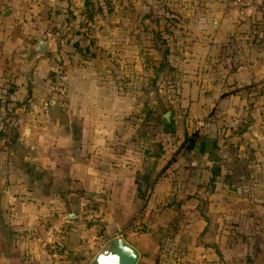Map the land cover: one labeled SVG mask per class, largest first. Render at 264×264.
I'll use <instances>...</instances> for the list:
<instances>
[{"label": "crops", "instance_id": "obj_1", "mask_svg": "<svg viewBox=\"0 0 264 264\" xmlns=\"http://www.w3.org/2000/svg\"><path fill=\"white\" fill-rule=\"evenodd\" d=\"M82 1L0 0V264H54L43 250L49 228L64 231L67 264H87L102 238L158 223L157 261L147 264H264V156L250 203L235 213L224 199L235 190L212 179L211 134L195 124L224 114L246 146L247 111L258 117L264 95V0L242 16L229 0H180L164 27H129V39L148 40L144 50L155 33L169 36V56L147 65L162 83L140 95L121 88L88 40L59 48L67 5ZM59 63L64 91L55 94ZM149 109L158 120H143ZM193 131L203 138L185 148Z\"/></svg>", "mask_w": 264, "mask_h": 264}, {"label": "rangeland", "instance_id": "obj_2", "mask_svg": "<svg viewBox=\"0 0 264 264\" xmlns=\"http://www.w3.org/2000/svg\"><path fill=\"white\" fill-rule=\"evenodd\" d=\"M85 1L83 0L80 4L67 5L64 13L67 22L71 20V24L67 23V27L60 28L56 33L55 40L59 44V48L65 44L70 45L71 40V43H75L76 47L82 46L88 40L90 45H93L90 48L98 49L96 50V54H99L98 58L102 59L103 63V60H108V63H104L107 66L106 71L116 75L118 84L122 89L128 88V91L132 90L139 95L146 90L153 92L162 82H157L150 77L147 65L154 58H159L164 62V58L169 56V52L168 54L164 52L169 42V36L164 37L162 42L153 35L150 43L154 44V47L144 50L142 44L148 40L146 41L145 38L143 41L141 36L129 39L127 30L129 27L135 29H152L159 25L164 27V21H167V17L173 16L178 8L185 4L180 3V0H88L89 4H86ZM72 11L75 12L74 18H72ZM142 16H144L143 21ZM138 17L141 19L138 20ZM62 35L64 36L60 37ZM45 36L47 37V35ZM59 38L62 41L65 39V42L62 44ZM128 43H134L135 49L130 48ZM92 52L94 55L95 52ZM111 62H113V67ZM58 69H63L61 63H59ZM148 98L147 96L146 100ZM259 101L260 111H263L264 95ZM250 107L253 108L254 106L251 105ZM250 107L247 114H250L251 111L254 117L251 115L245 117V120L250 123L248 124L250 126L246 146H239V134L241 132L227 130L226 125H224L227 116L224 114L214 113L195 123L199 130V132H195L211 134L210 138H212L213 144L209 146L208 156L213 158L212 168L216 170V175H218L219 186L230 184L228 186L235 190L224 198L230 204L229 208L234 212H238L240 202L246 203V205L250 203L253 197L250 194V188L256 182L255 176L256 171H258L254 160L256 156H264V111L261 113L258 110L257 117V109L252 110ZM208 121L213 123L212 129H209ZM243 138L245 137H240V141ZM238 188L243 190L240 195ZM234 221H237V218ZM49 233H51V228L48 229L45 239ZM110 237L113 236L108 235L94 244L93 251L98 250Z\"/></svg>", "mask_w": 264, "mask_h": 264}, {"label": "trees", "instance_id": "obj_3", "mask_svg": "<svg viewBox=\"0 0 264 264\" xmlns=\"http://www.w3.org/2000/svg\"><path fill=\"white\" fill-rule=\"evenodd\" d=\"M86 4H89V1H85ZM166 28V27H165ZM165 30V29H164ZM158 31V30H157ZM156 31V32H157ZM167 32V30H165ZM160 41H164V37L161 36L159 32L155 33ZM164 52H167L168 54V46L165 47ZM56 72L53 74V77L51 81L53 80ZM170 87H174L173 84H168ZM156 112L153 111L152 109L146 110L145 114L143 116L144 121L148 120H158V116L155 114ZM156 116V117H155ZM162 120V119H161ZM170 126L169 124L164 120L163 122V129L164 130H169ZM203 136L198 134L197 132L193 131L189 135L184 136V145L185 148H191L194 146V144L198 141L201 140ZM216 174V170L212 168V179L214 175ZM172 213L168 212H162L159 222L169 216H171ZM165 231V226L160 225L159 223L154 226L151 230H136V229H129V228H123L122 229V234L124 238L130 242L135 248H137L139 252L138 259L135 264H147V263H156L157 261V256L153 255L155 254V251L159 247V242L158 238L163 235Z\"/></svg>", "mask_w": 264, "mask_h": 264}, {"label": "water", "instance_id": "obj_4", "mask_svg": "<svg viewBox=\"0 0 264 264\" xmlns=\"http://www.w3.org/2000/svg\"><path fill=\"white\" fill-rule=\"evenodd\" d=\"M43 47V41L39 39L36 51L42 50ZM162 116L168 120V111H164ZM142 180H146L145 175L142 176ZM66 217L74 218L75 213L68 212ZM138 256V250L126 241L121 234H116L101 245L87 264H135Z\"/></svg>", "mask_w": 264, "mask_h": 264}, {"label": "built area", "instance_id": "obj_5", "mask_svg": "<svg viewBox=\"0 0 264 264\" xmlns=\"http://www.w3.org/2000/svg\"><path fill=\"white\" fill-rule=\"evenodd\" d=\"M252 0H229L228 5L233 8L238 16H242L245 9L252 5ZM45 35H48L47 33ZM65 73L63 69H58L53 80L50 82V89L55 94L64 91ZM198 128V127H196ZM64 240L65 235L61 229L51 228V233L46 237L43 250L45 258L54 264H67L64 261Z\"/></svg>", "mask_w": 264, "mask_h": 264}]
</instances>
